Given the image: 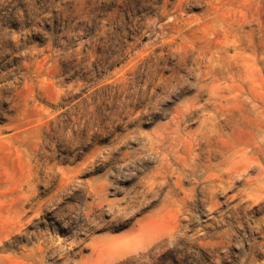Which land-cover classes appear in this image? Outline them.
<instances>
[{
	"label": "rangeland",
	"instance_id": "rangeland-1",
	"mask_svg": "<svg viewBox=\"0 0 264 264\" xmlns=\"http://www.w3.org/2000/svg\"><path fill=\"white\" fill-rule=\"evenodd\" d=\"M262 111L264 0H0V264H264Z\"/></svg>",
	"mask_w": 264,
	"mask_h": 264
},
{
	"label": "bare ground",
	"instance_id": "bare-ground-1",
	"mask_svg": "<svg viewBox=\"0 0 264 264\" xmlns=\"http://www.w3.org/2000/svg\"><path fill=\"white\" fill-rule=\"evenodd\" d=\"M224 56H225L224 54H222V55H212V56H210L209 61H210V62H214V61H213V58H217V59H218V60H217V63H220V62H224V63H225L226 60H227V58H225ZM233 57H234V56H233ZM231 60H233V59L230 58V61H231ZM230 61H229V62H230ZM233 63H234V62H233ZM233 63H231V64L233 65ZM228 64H229V63H228ZM241 66H242V64H241ZM241 68H242V67H241ZM224 71H225V70H224ZM221 72H222V71H221ZM221 72H220V73H221ZM215 78H216V77H215ZM229 88H230V87H229ZM223 92H224V91H223ZM215 94H216V93H215ZM252 94H253V93H252ZM222 95H223V93H222ZM250 95H251V94H250ZM212 96H213V98L216 99V97H215L214 95H211V97H212ZM231 96H232V95H231ZM234 96H235V95H234ZM224 97H225V96H224ZM243 98H246V97L243 96ZM243 98H242V99H243ZM211 99H212V98H211ZM248 99H249V98H248ZM211 101H212V100H211ZM221 101H222V100H221ZM235 101H236V100H235ZM256 101H257V100H256ZM219 102H220V101H219ZM231 104H232V103H231ZM239 104H240V103H239ZM239 104H236V105H239ZM260 104H261V103H260ZM246 105H247V104H246ZM249 105H250V104H249ZM254 105H255V104H254ZM223 106H225V105H223ZM250 106H251V105H250ZM258 106H259V105H258ZM260 106H261V105H260ZM227 107H229V105H228ZM256 107H257V106H256ZM229 108H230V107H229ZM236 108H237V106H236ZM239 109H240V108H239ZM241 109H242V108H241ZM256 109H257V108H256ZM220 110H221V109H220ZM222 110H223V109H222ZM222 110H221V111H222ZM224 111H225V109H224ZM244 111H246V110H244ZM247 112H248V110H247ZM257 112H259V111H257ZM220 113H221V112H220ZM248 113H249V112H248ZM224 114H226V113L224 112ZM249 115H251V114L249 113ZM261 115H262L263 118H264V112H263V111L261 112ZM261 115H260V116H261ZM206 116L208 117V115H206ZM222 116H223V114H222ZM207 117H206V118H207ZM235 117H236V116H235ZM241 118H242V117H241ZM241 118H240V119H241ZM250 118H251V117H250ZM252 118H253V117H252ZM247 119H248V118H247ZM247 119H246V120H247ZM207 120H209V119L207 118ZM256 120H258V119L256 118ZM225 121H227V119H225ZM247 121H248V120H247ZM258 121H259V120H258ZM260 121H261V120H260ZM238 122H239V120H238ZM262 122H263V121H262ZM262 122H261V123H262ZM209 123H210V121H209ZM211 123H212V122H211ZM234 123H235V121H234ZM248 124H249V122H248ZM259 124H260V123H259ZM231 125H232V124H231ZM246 125H247V124H246ZM263 125H264V124H263ZM222 126H223V125H222ZM204 127H205V126H204ZM213 128H214V127H213ZM216 128H217V130H218V127H217V126H216ZM251 128H252V126H251ZM257 128H258V126H257ZM261 128H262L261 131H258V132H257V136H258V137H260V136L262 135V133L264 134V126H261ZM203 130H204V129H203ZM217 130H216V131H217ZM248 130H249V129H248ZM248 130H247V131H248ZM206 131H207V130H206ZM251 131H252V130H251ZM175 132H176V129H175ZM208 132H209V130H208ZM208 132H207V134H208ZM214 132H215V131H214ZM178 133H179V132H178ZM200 133H201V132H200ZM248 133H250V132L248 131ZM251 133L253 134V131H252ZM251 133H250V135H251ZM173 134H174V133H172V135H173ZM207 134H206V135H207ZM255 134H256V133H255ZM177 135H178V134H177ZM211 135H212V134H211ZM216 135H217V134H216ZM202 136H203V135H202ZM253 136H254V134H253ZM255 136H256V135H255ZM207 137H208V136H207ZM252 138H253V137H252ZM171 139H172V137H171ZM195 139H196V138H195ZM195 139H194V140H195ZM199 139H200V138H199ZM204 139H207V138H204ZM210 139H211V138H210ZM210 139H209V140H210ZM165 140H166V139H165ZM175 140H176V139H175ZM209 140H207V141H209ZM180 141H181V140H180ZM195 141H199V140L196 139ZM204 141H205V140H204ZM212 141H213V139H212ZM256 141H258V140L256 139ZM177 143H178V142H177ZM180 143H181V142H180ZM199 143H200V142H199ZM204 143H205V142H203V144H204ZM208 143H210V142H208ZM171 144H172V143H171ZM173 145H174V144H173ZM198 145H199V144H198ZM208 145H209V144H208ZM259 145H261V144H259ZM170 146H171V145H170ZM177 146H178V145H177ZM261 146H264V145H261ZM202 147H203V146H202ZM208 147H209V146H208ZM208 147H207V148H208ZM210 147H211V146H210ZM210 147H209V148H210ZM256 147H257V146H256ZM203 148H204V147H203ZM205 148H206V146H205ZM258 148H260V147H258ZM262 148H263V147H262ZM171 149H172V148H171ZM210 149H211V148H210ZM214 149H215V148H214ZM260 149H261V148H260ZM226 150H227V149H226ZM223 151H224V150H223ZM223 151H222V152H223ZM227 151H229V149H228ZM253 151H254V150H253ZM262 151H263V150H262ZM202 152H203V151H202ZM202 152H201V153H202ZM208 152H209V150L207 151V153H208ZM210 152H211V151H210ZM215 152H216V151H215ZM215 152H214V153H215ZM254 152H255V151H254ZM175 153H176V152H175ZM211 153H212V152H211ZM216 153H218V152H216ZM255 154H257V153H255ZM259 154H260V152H259ZM204 155H205V154H204ZM217 155H218V154H217ZM224 155H225V154H224ZM252 155H253V154H252ZM163 156H165V155H163ZM208 156H209V155H208ZM208 156H207V157H208ZM210 156H211V155H210ZM257 157H259V155H258ZM219 158L221 159L222 157L219 156ZM219 158H218V159H219ZM166 159H167V158H166ZM212 159H213V156H212ZM204 160H205V159H204ZM229 160H230V159H229ZM255 160H256V159H255ZM261 160H262V159H261ZM224 161L226 162L225 159H224ZM262 161H263V160H262ZM201 162H202V161H201ZM207 162H208V161H207ZM213 162H214V160H213ZM226 163H227V162H226ZM231 163H232V162H231ZM224 164H225V163H224ZM255 164H256V162H255ZM203 165H204V162H203ZM206 165H207V164H206ZM253 165H254V164H253ZM210 166H211V165H210ZM222 166H223V165H222ZM224 166H225V165H224ZM229 166L232 168V164H230ZM229 166H228V167H229ZM204 167H205V166H204ZM211 167H212V166H211ZM230 167H229V168H230ZM224 168H226V167H224ZM224 168H222V169L224 170ZM229 168H227V170H228ZM248 169H249V168H248ZM256 169H257V168H256ZM261 169H262V167H261ZM190 170H192V169H190ZM193 170H194V169H193ZM220 170H221V169H220ZM229 170H230V169H229ZM239 170H240V169H239ZM241 170H242V169H241ZM194 171H195V170H194ZM198 171H199V170H198ZM201 171H202V170H201ZM214 171H215V170H214ZM214 171H212V172H214ZM218 171H219V170H218ZM260 171H261V170H260ZM215 172H216V171H215ZM221 172H222V171H221ZM263 172H264V169H263ZM263 172H262V173H263ZM200 173H202V172H200ZM263 174H264V173H263ZM209 176H210V175H209ZM211 178H212V177H211ZM201 179H202V178H201ZM206 179H207V177H206ZM211 180H213V179H211ZM215 180H216V179H215ZM215 180H214V182H215ZM216 181H217V180H216ZM215 183H216V182H215ZM229 183H230V182H229ZM223 184H224V183H223ZM227 184H228V183H227ZM211 185H212V184H211ZM215 185H216V184H215ZM211 187H212V186H211Z\"/></svg>",
	"mask_w": 264,
	"mask_h": 264
}]
</instances>
